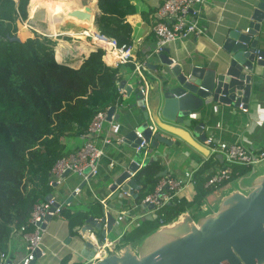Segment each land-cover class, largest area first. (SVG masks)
<instances>
[{"label":"crops","instance_id":"obj_1","mask_svg":"<svg viewBox=\"0 0 264 264\" xmlns=\"http://www.w3.org/2000/svg\"><path fill=\"white\" fill-rule=\"evenodd\" d=\"M89 1L94 6L93 8L90 7L92 13L86 8ZM129 1L134 5L135 11L126 16V21L132 28L131 46L139 60L147 56L154 46V38L151 33L153 13L163 0ZM255 4L256 0H207L202 5L198 17V26L202 33L192 35L187 39L175 40L165 46L169 50V56L173 59V63L189 62L192 65H202L216 57H228L226 51L222 48L223 42L233 29L245 32L252 20L251 16ZM75 9L84 10L85 13L90 15V20H92L95 12L99 13L96 0H81V6ZM62 24L61 28L63 29H60V31L55 34H46L47 37H51L56 41V58L57 48L60 44L63 46L60 50L65 52L67 59H69L68 54L73 55L74 58H77V56L82 57L84 51H77L78 47L86 48L90 44L91 38L85 32L92 33L95 26H88L85 23L70 19ZM45 28L42 29L40 25H36L35 30H29L27 36L32 37L35 33L45 36L43 34ZM256 36L258 37V50L264 51V20L260 23ZM90 52L92 51H89V54ZM87 56L88 53L85 54L83 60ZM83 60H80V58L75 59L73 65L79 66ZM70 64L72 63L70 62ZM133 66L130 62L117 66L119 80L128 79ZM144 76V81L147 84V91L144 95L147 108L146 101L151 98V89H154L160 81L154 75L151 77L146 73ZM121 102L124 107L115 109L112 114L113 120L118 125L117 130L113 131V128L105 123L102 134L93 139L95 145L103 150V155L98 160V173L90 176L86 181L76 174H67L59 183L51 185L49 191V194H52L58 204L67 206L71 212L90 210L94 202H99L103 209L114 215L116 223L106 236L116 247L114 253L125 246L121 245L120 240L132 226H136L140 220H153L156 218L153 216L156 213L152 211L139 212L137 209H132L135 200L128 194H120L118 197L112 198V192L109 189L112 178L127 169L135 153V149L131 144L123 140L124 136L144 121L139 109L133 106L135 101L132 95L130 97L122 95ZM116 114H119L118 119L115 118ZM199 117L207 119L206 129L209 130L207 131V139H211V143H207V141L205 143L199 142L202 148L197 150L178 136L163 131L162 134L169 137L173 145H160L157 150L148 151L144 157L145 164L149 161H157L166 174L185 177L187 174L196 173L209 162L210 165L204 171V175H206L215 171L224 163L222 154L218 151H212V148L220 142H240L253 151L264 150V78L259 79L258 94L252 97L246 111L232 105L212 102L200 113ZM152 119L158 124L162 123L157 116L153 115L151 121H153ZM162 124L172 126L166 122ZM151 125L156 127L153 122ZM106 133H109L108 135L111 138L110 144L103 143ZM118 138H121V140L119 141ZM82 143L83 139L78 137L70 141L69 148L75 149ZM211 158L216 159V161L212 160L210 162ZM234 169L244 171L243 173L237 174L236 172L235 175H231L224 183L214 187L212 191L207 193L198 206L192 209L189 208L184 213L191 214L193 219L196 216L197 218L194 219L196 221L217 211L223 198L231 192L237 190L244 193L248 192L255 183L256 178L264 174V160L252 167L234 165ZM76 188L78 191H75ZM194 195L195 186L193 180H189L185 189L179 193V197L191 201ZM80 228L78 227L77 233L72 234L62 215L51 216V219L41 231L39 254H37L32 264H93L92 258L95 255V250L90 236L91 233L87 230L83 238ZM86 240L91 243V248L85 244ZM127 245L135 248V250L140 246V244ZM24 246V241L20 235L11 239L6 256L7 260L18 263L26 253ZM103 255L99 253L98 256L102 257Z\"/></svg>","mask_w":264,"mask_h":264},{"label":"trees","instance_id":"obj_2","mask_svg":"<svg viewBox=\"0 0 264 264\" xmlns=\"http://www.w3.org/2000/svg\"><path fill=\"white\" fill-rule=\"evenodd\" d=\"M96 3L97 29L120 45H130L132 28L126 16L135 11L134 5L129 0ZM27 5L32 10L34 5L39 7L38 0H0V259L7 256L12 229L25 224L33 205L49 194V170L57 159L73 150L69 148L70 141L86 131L98 110L121 99L118 67L102 60L101 48L90 52L74 68L70 62L55 60L56 41L51 37L35 33L26 41L9 40L7 35H16L18 24L27 18ZM62 47L60 44L57 48L58 59H66ZM81 50L86 51L85 47ZM212 160L216 161H209ZM208 165L209 162L193 174L195 195L191 201L177 197L167 203L157 211L155 219L140 220L132 226L121 238V245L142 243L159 227L198 206L214 189L204 186L210 174L204 175ZM161 171L157 161L141 167L136 202L154 190ZM243 171L234 169L231 175ZM102 210V205L94 202L85 211L71 212L63 206L61 215L73 234L88 217H102Z\"/></svg>","mask_w":264,"mask_h":264},{"label":"water","instance_id":"obj_3","mask_svg":"<svg viewBox=\"0 0 264 264\" xmlns=\"http://www.w3.org/2000/svg\"><path fill=\"white\" fill-rule=\"evenodd\" d=\"M69 14L80 21H91L96 27L97 12L92 20L81 9H73ZM251 18L246 32L233 29L228 33L222 45L228 57L192 65L189 62L173 63L167 47L159 54L150 55L145 62L144 74L154 75L160 82L151 89L147 108L134 76L119 81L125 96H133V106L143 116L144 121L135 129L142 133L146 145L135 151L127 169L112 178L109 185L112 198L128 194L137 199L140 188L137 173L146 162L145 154L157 150L160 145H173L163 131L201 150L199 142L205 143L209 130L206 129L207 119L199 116L209 104L214 102L236 108L249 106L252 97L258 94L259 79L264 78V51L258 50L256 36L264 20V0H256ZM7 38L22 41L15 34L7 35ZM114 111L115 106L108 108V120ZM153 115L174 127L158 124L154 119L151 121ZM115 118L118 119L119 114ZM152 122L156 127L151 125ZM135 129L123 138L134 149L140 143ZM165 174L163 171L159 176ZM51 197L52 194H47L45 200ZM102 211L106 228H102L97 217L90 216L80 228L81 235L88 230L97 237L100 234L103 239L111 232L116 217L105 209ZM50 219L48 216L40 224L42 229ZM85 244L91 248L89 240ZM94 264H264V174L256 178L248 192L237 190L225 196L217 211L196 221L191 214L184 213L146 237L138 249L126 244L117 253L105 255Z\"/></svg>","mask_w":264,"mask_h":264},{"label":"built area","instance_id":"obj_4","mask_svg":"<svg viewBox=\"0 0 264 264\" xmlns=\"http://www.w3.org/2000/svg\"><path fill=\"white\" fill-rule=\"evenodd\" d=\"M206 1L207 0H163L153 13L151 33L154 38V46L151 52L142 59H137L131 44L120 45L114 38L102 34L97 27H94L95 31L93 33L85 32V34L91 38V42L85 48L86 51L82 52V57L77 56V58H74L73 55L68 54L69 59L74 58L75 61V59L78 60L80 58V60H83V57L85 54L89 53V51H96L98 48H101L103 50L102 60L107 65L117 67L120 64L130 62L134 65L130 75L136 78L138 88L144 96L147 91V84L144 81V71L146 70L145 62L147 57L152 54H159L170 42L187 39L192 35H199L202 33V30L198 26V17L201 12V7ZM247 30L248 28L245 32ZM96 36L102 37L104 39L103 44L105 45L94 43L93 38ZM79 50L81 51V46L78 47L77 51ZM57 60L66 61L65 59ZM117 87L120 92V98L122 95L125 96V91L119 87V82H117ZM113 106L117 109L124 107V104H122L121 99H119ZM109 107L110 106L100 109L93 115L86 131L80 135V138L83 139V143L55 161L49 170L48 182L50 186L63 180L65 173L76 174L84 181L88 180L90 176L98 173V160L103 155V150L95 145L93 139L102 134L105 123H108L111 128H113V131H116L118 128V125L113 120V115L110 120L107 119V110ZM242 109L246 111V108ZM150 128L152 129V126H150ZM108 134L106 133L104 135L103 143H111V138ZM135 134L136 139H140V143L135 146V151H138L142 146L146 145V141L143 139L140 131L135 129ZM118 139L119 141L121 140V138ZM206 141L207 143H211L212 140L207 139ZM212 151L220 152L224 158V163L207 176L204 184L205 187H217L224 183L230 178L234 165L252 167L264 160V150L260 149L258 151H253L240 142H220L216 147L212 148ZM131 174L133 175L134 172ZM189 180H193L192 173L189 175L187 174V176L185 175V177L173 176L170 174L161 176L154 190L146 194L140 201H135L132 209H137L139 212L152 211L157 214V211L163 206L179 197V193L185 189ZM75 191H78V189L76 188ZM149 205L152 206V209H148ZM62 207L61 204L56 202L54 197L36 202L33 205L27 222L19 227H14L11 233L12 239L20 235L24 241V249L26 250L24 257L18 263H13L7 260V257L2 256L0 264H32L37 256L41 240L42 228L40 224L45 222L48 216L61 215ZM180 217L181 216H179V218ZM97 220L102 222V228L105 229V215L97 218ZM90 233L95 255L98 256L100 253L105 256L116 252L115 245L111 240H108L106 236L103 239H99L94 233ZM81 236L84 238V234ZM95 255L92 258L93 264L101 258V256L97 257Z\"/></svg>","mask_w":264,"mask_h":264},{"label":"bare ground","instance_id":"obj_5","mask_svg":"<svg viewBox=\"0 0 264 264\" xmlns=\"http://www.w3.org/2000/svg\"><path fill=\"white\" fill-rule=\"evenodd\" d=\"M89 3H91L89 1ZM81 6V0H41L39 8L46 9L47 14L46 17L51 18L56 25L54 27L47 26L46 30H44V33H52L55 34L57 31L60 30L61 24L64 23L66 20L71 19L75 22L79 23H85L86 25H92L89 21H80L75 17L67 16L73 9L78 8ZM89 12L92 13L91 8L89 5H87ZM54 25V24H53ZM48 27H51V30L48 29ZM37 31V30H36ZM58 35V34H57ZM60 35V34H59ZM93 42L98 45H105L104 39L102 37L96 36L93 38ZM66 57V55H65Z\"/></svg>","mask_w":264,"mask_h":264},{"label":"rangeland","instance_id":"obj_6","mask_svg":"<svg viewBox=\"0 0 264 264\" xmlns=\"http://www.w3.org/2000/svg\"><path fill=\"white\" fill-rule=\"evenodd\" d=\"M30 1V0H29ZM40 1L41 0H38V3H39V6H40ZM89 6L91 8H93L94 6L92 4L89 3ZM87 8V7H86ZM35 10V11H34ZM34 10H32L31 8H29V6L27 5V18L25 20L22 21V23L18 26H17V31L15 32L16 33V37L18 38H21V39H24L26 41L27 38H25V36H27L29 33L28 31L31 30H35L34 28L36 27V25H40L42 27V29H44L45 27L47 28V25L48 26H52L54 27L56 25V23L51 19V18H48L47 17V20H46V14H47V11L46 9H43V8H37L35 7L34 5ZM34 11V12H33ZM32 13V16H30V13ZM48 15V14H47ZM70 14H68L67 16H69ZM73 17V16H72ZM69 20V19H68ZM71 20V19H70ZM13 25V23H11ZM54 24V25H53ZM91 24L93 25V23L91 22ZM63 24H61L62 26ZM45 28V30H46ZM49 30H51V27H48ZM60 29H63V28H60ZM60 31V30H59ZM62 31V30H61ZM95 31V29L93 28L92 29V33ZM35 32V31H34ZM45 34H48V33H43ZM27 37H30V36H27ZM47 37V36H46ZM54 52H55V47H54ZM54 58H55V55H54ZM67 62H71L73 64L74 61V58H71V59H65ZM50 190H51V186H50ZM197 217L194 216V219H196ZM179 219V218H178Z\"/></svg>","mask_w":264,"mask_h":264},{"label":"clouds","instance_id":"obj_7","mask_svg":"<svg viewBox=\"0 0 264 264\" xmlns=\"http://www.w3.org/2000/svg\"><path fill=\"white\" fill-rule=\"evenodd\" d=\"M97 27V26H96ZM56 46V45H55ZM57 47V46H56ZM56 47H55V49H56ZM54 55L56 56V53L54 52ZM88 55H89V53H88ZM55 60H57L56 59V57H55ZM58 61V60H57ZM58 62H62V61H58ZM73 65V64H72Z\"/></svg>","mask_w":264,"mask_h":264}]
</instances>
